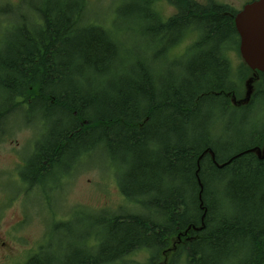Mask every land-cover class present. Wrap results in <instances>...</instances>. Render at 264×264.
<instances>
[{
	"label": "trees",
	"instance_id": "obj_1",
	"mask_svg": "<svg viewBox=\"0 0 264 264\" xmlns=\"http://www.w3.org/2000/svg\"><path fill=\"white\" fill-rule=\"evenodd\" d=\"M159 1L122 4L121 27L89 0L0 4V123L10 106L31 117L23 125L47 129L23 156L32 167L9 182L36 192L57 177L51 172L67 168L75 178L99 152L119 167L125 200L119 214L90 219L108 240L83 239L56 258L47 242L21 264H126L135 250L151 251L144 264H156L173 247L166 264H221L246 251L244 264H264V159L251 151L264 145L262 116L252 113L264 85L240 103L251 71L227 58L239 56L237 11L214 0H166L176 13L163 19ZM227 117L246 140L233 153L222 141Z\"/></svg>",
	"mask_w": 264,
	"mask_h": 264
},
{
	"label": "rangeland",
	"instance_id": "obj_2",
	"mask_svg": "<svg viewBox=\"0 0 264 264\" xmlns=\"http://www.w3.org/2000/svg\"><path fill=\"white\" fill-rule=\"evenodd\" d=\"M4 1L8 2L9 0ZM195 1L200 4H205L207 2V0ZM214 1L228 5L232 9L239 11L244 5L253 0ZM89 2L92 5L91 11L95 14L99 13L100 15H106L109 25H112V23L116 27L124 25L123 19L118 18L116 10L121 7L122 4H128L129 0H89ZM156 6V8L160 10L163 19L173 16L176 13L175 9L166 0H160ZM91 18L99 22H106L105 18L102 16ZM7 21L8 18L4 20V22ZM104 23H101V25ZM0 37H2L1 34ZM3 41L2 39V45ZM135 42L136 40L134 38V43ZM150 52L149 49L146 50L148 55ZM227 58L234 69H237L241 64L240 57L232 50L227 52ZM240 83L241 80H236V84ZM22 112L23 111L18 112L17 107L12 108L9 106L2 115V121L0 123V264L24 263L27 260L26 257L28 254L30 256L34 253L33 251L35 249L38 250L41 245L47 242H50L51 245V255L56 258L58 255L65 257L66 254V257H68L72 247H81L84 245L83 239L88 238L89 243L94 245L97 240V235L100 240L103 238L108 240V230L102 226L98 227V224L92 222L90 219L93 213L98 215L97 217L99 219L103 218L104 216L98 213H103L104 211L119 214L120 208L125 206V200L115 181L119 175L120 169L111 162L106 161L102 153L99 154L98 152L97 154L94 153L91 155L87 159L86 165H84L83 172L75 178H70L69 191L64 197V201L68 203L67 205H65V202H61L62 198L59 199L61 195H55L53 197V202L56 203L57 201L65 205L59 203L60 206L58 205L57 211H62L69 215L66 222L59 221L64 223V227L60 230H54L61 223L57 224L50 220L52 216H48L46 211L48 208L41 205L37 197L30 196L24 199L21 194L12 200L13 203H10V199L6 198L5 191L10 194L14 193L12 185L8 180H14L16 164L18 162L16 152L19 155L26 154L36 145L34 142L39 139L41 132H43V137L47 134L45 125L42 124L41 126L40 121L32 126L23 125L26 121L24 117H27L28 120H30L31 117H28L27 114ZM252 113L256 117L262 116V122L259 121V128H263L264 97L253 109ZM4 117L8 119H4ZM22 118H24V120ZM227 118L224 124L227 131L223 134L222 141L231 144L230 149L232 150L231 153H233L237 151L238 148L245 145L246 140H240V132L234 131L238 127L230 129V126L232 127L233 118ZM14 119H16L17 122ZM31 122L32 119L30 123ZM48 123L50 125L52 121L49 120ZM248 124L250 125V122H246L245 120L242 124L243 131L249 130ZM225 152L226 151H224V154L228 156L229 154ZM128 211L137 212L133 206L129 207ZM233 211L234 210H232V212ZM64 213L57 214V218H64ZM26 214L29 218H27ZM24 217L25 221L23 224L17 225L16 223ZM81 237L82 239H80ZM246 254H248L247 251L245 255L240 254L235 257V259H228L227 256V262L222 260L224 263L221 264H244L249 259ZM144 255L146 254H132L129 257V261L131 263L135 260L138 262L137 264H144L147 260L144 261Z\"/></svg>",
	"mask_w": 264,
	"mask_h": 264
},
{
	"label": "flooded vegetation",
	"instance_id": "obj_3",
	"mask_svg": "<svg viewBox=\"0 0 264 264\" xmlns=\"http://www.w3.org/2000/svg\"><path fill=\"white\" fill-rule=\"evenodd\" d=\"M9 2L11 4H13V5H16V4H18L20 2V0H12V1L9 0L8 3ZM3 3H7V2L4 1V0H0V4H3ZM237 40H238V38H237ZM257 85H261V86L264 85V74H260L258 72L251 71L250 74H249V76L244 81V91H243V98H242V100L246 97V90L249 87L250 92H251L250 93V99L247 102V103H249L250 100H251V98H252V96L254 97L257 94V91L255 90L257 88ZM242 105H246V103L244 104L242 102ZM4 119H5V117H4ZM36 150H37V146H34V150L33 151H36ZM17 151H18V149H17ZM16 154L18 156V162L16 164V170H15L16 174L15 175L17 176L18 175V171L20 169H26V168H28L26 170H29L32 167V163H30V167H28L27 164H26L27 159L25 160L23 158L24 155H19L17 152H16ZM61 172H63V173L61 174ZM51 173L54 174V175L57 174V177L56 178L60 177L59 178V181L55 182V180H56V178H55L54 180L50 181L49 184H47L45 187H42L40 185V189H35L36 192L34 190L33 191H30V192L18 191L17 186H20L21 187V183L19 185V183H16L15 182V185H13L11 182H9L12 185V188L14 190V193L13 194H10V193H8V192L5 191L6 198L7 199H10L9 200L10 203H13L12 200H14L16 197L20 196L21 194L23 195L24 199H26V198H28L30 196H35V197L38 198V200L41 203V205H43L44 207H47L48 208V209H46V211H47V214H48L49 217L52 216V218L50 217V220L52 222H55V223L66 222V220H68L69 215L66 214V213H64V212H62V211H57L58 205L60 206V204H62V205H64V204L56 201V203H57V206H56V203L53 202L52 199H53V197L55 195H61V197L59 199L62 198L61 199V202H65L64 201V197H65L66 193H68L69 187H70L69 186V184H70V173L68 172V169L67 168H64L62 171L61 170H57V171H54V172H51ZM65 175H68V176H65ZM67 204L68 203L66 201L65 202V205H67ZM77 209H79V208H77ZM62 213L65 214V217L62 218V219L61 218H57L56 215L57 214H62ZM27 218H29L28 215H27ZM24 221H25V217L22 218L21 220H19V222L16 223V224L17 225H22ZM59 221H61V222H59ZM34 251L36 252L38 250L35 249ZM174 251H175V248L174 247L171 248L170 250H166V249L165 250H162L160 252L162 259H159L156 264H159V262H162L160 264H166V260H167L168 255H170ZM137 253H139V254L145 253L146 255L143 256L144 261H145L148 258L149 253H151V251H149L148 254H147L146 251H138V250L132 251L131 254L126 258V264H135V262H136L135 260H133L130 263L129 257L132 254H137ZM137 263L138 262H136V264Z\"/></svg>",
	"mask_w": 264,
	"mask_h": 264
},
{
	"label": "water",
	"instance_id": "obj_4",
	"mask_svg": "<svg viewBox=\"0 0 264 264\" xmlns=\"http://www.w3.org/2000/svg\"><path fill=\"white\" fill-rule=\"evenodd\" d=\"M233 21L243 63L251 71L264 74V0H255L244 5L235 14ZM250 93L248 87L243 103H247ZM251 151L255 152L260 160L264 159V145L262 149Z\"/></svg>",
	"mask_w": 264,
	"mask_h": 264
}]
</instances>
